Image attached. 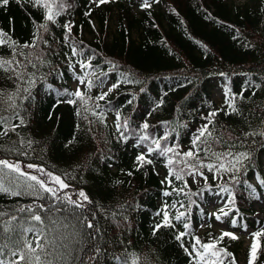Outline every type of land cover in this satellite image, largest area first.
<instances>
[{
	"label": "trees",
	"instance_id": "1",
	"mask_svg": "<svg viewBox=\"0 0 264 264\" xmlns=\"http://www.w3.org/2000/svg\"><path fill=\"white\" fill-rule=\"evenodd\" d=\"M253 1L254 5H260H233L223 0H160L145 9L141 7L143 0H110L102 4V9L92 10L88 6L89 0H67L72 7L58 19L61 25L66 20L71 21L73 28L68 41L64 40L62 27L53 28L60 42L52 41L51 44L59 55L50 54V50L43 45L36 49H23L29 54V59L37 63V68H28L29 72L36 73V85L31 89L34 99H24L27 93L23 87H28L27 84L21 87L19 81L14 83L0 72V90L9 93L20 88L15 103L25 121V125L17 129L19 135L10 132L2 142L28 152L27 156L13 154L6 158L42 164L72 186L66 191L83 189L89 195L94 202L89 208L96 210L103 233L102 239H98L108 252L104 264H117L110 258L113 254L119 256L121 261L127 260L128 264H132L134 259H138V264H192L191 258L181 247V241H177L175 236L181 231L190 233L183 238L184 246L190 251L195 237L204 243L218 237L211 227L205 233L200 232V226L207 216V201L217 194L225 198L226 204L234 195L235 204L228 206L234 213L232 219L237 220L235 227L231 224L233 230L250 228L256 232L264 228V209L256 207V203L264 200V186L259 185V179L264 178V148L260 147L264 141L259 136L244 135L264 129L261 123V118H264V83L260 88H249L244 92L247 99L237 101L236 106L243 115H225L221 112L215 118L217 134L224 141L237 143L233 152L252 151V163L247 172L239 173L240 182L233 183L231 174L223 173L222 179H214L213 173L205 169L208 181L200 188L192 187L189 177H185L189 185L187 191L194 194L189 198L179 197L186 208L177 205V208L168 209L172 215L176 214L177 209L188 213L186 220L172 221L175 228L162 227L153 233L155 225L162 220V202L171 203L177 199L175 196H163L167 186L160 183L164 178L157 173L162 170L164 177L168 174L165 158H157L154 169L153 166H146L136 170V156L141 151L135 146L138 143L136 135L141 134L139 126L144 122L155 126L148 131L160 136L170 128H176L179 135L175 142L186 151L192 134L205 122L202 116L222 106L226 111H231L226 104L218 106L213 101L214 77L219 79L226 91L231 89L233 94H239L249 78L256 83L264 78V5H261L264 0ZM136 3L142 10L140 16L132 12ZM157 5L162 10H158ZM112 9L118 11L114 29L110 26L109 18ZM33 20L41 21L42 12L31 4L23 3V0L22 4L9 0L7 6H0V29L21 44L31 42ZM80 41L83 43L80 44ZM69 44L85 49L84 57L91 54L87 51L91 49L95 53L92 63L99 65L97 72L102 69L108 73L107 81L114 83L121 80L120 73L142 81L140 84L121 83L113 98H107L111 103L106 100L88 102L91 110L104 111L106 120L103 124L91 111L84 112L82 107L80 116L76 115V108L72 105L61 103L54 107L57 91H73L68 83L74 77L64 56L65 52L71 55ZM38 55H44L50 63L40 65L35 59ZM0 56L10 57V50L0 48ZM84 57L77 56L73 60ZM107 61L118 67L113 69ZM58 72L63 75L59 76ZM220 72L228 75L220 76ZM41 76H44L43 82L39 79ZM83 91L95 97L100 88L89 90L84 87ZM253 91L255 96L252 95ZM161 99L164 103L157 107ZM129 100H132L131 104ZM96 104L100 107L97 108ZM114 110L127 117L130 129L136 132V135L126 132L129 135L127 141H123L116 130ZM11 114V110L3 112L5 116ZM85 115L94 123L88 124L83 119ZM162 121L170 122L169 126H161ZM12 123H19V120L14 119ZM183 124H187V127H181ZM89 128L91 131H88ZM237 138L245 141L242 147ZM20 139L35 141L32 145L35 151L20 145ZM253 140L256 143H252ZM215 150L227 151L222 146H215ZM129 172L133 174L129 176ZM248 183L257 189L255 194H251ZM180 184V181H174L173 186ZM223 187H227L229 192L221 191ZM167 190L171 191V188ZM17 201L21 205L33 202L30 197L0 196V209L12 212ZM157 212H161V215H157ZM112 213H115L114 217ZM259 213L263 215L261 220L256 219ZM183 222L190 227L185 229ZM211 223L209 219L208 224ZM27 235L29 239L32 238L31 233ZM3 242L0 237V245ZM259 243L256 264H264V236L260 237ZM220 246L227 247V251L235 257L236 264H249L250 253H245L243 263L239 260L242 246L238 242L223 241ZM225 264H228V260H225Z\"/></svg>",
	"mask_w": 264,
	"mask_h": 264
},
{
	"label": "snow or ice",
	"instance_id": "2",
	"mask_svg": "<svg viewBox=\"0 0 264 264\" xmlns=\"http://www.w3.org/2000/svg\"><path fill=\"white\" fill-rule=\"evenodd\" d=\"M110 2V0H92V3L97 6ZM160 0H143L142 8H151L152 3H159ZM16 3L22 4V0H16ZM23 3L31 4L32 7L42 12V20L37 22L33 20L34 31L31 42H24L21 44L18 40L12 39L9 33L0 29V48H7L10 50V57L0 56V72L6 74L7 79L20 82L21 87L27 84L28 87H23V91L27 93L24 99H34L32 97L31 89L36 85V73L29 72L28 68H37V63L29 59V54H26L23 49H36L40 45L50 50V54L59 55L52 48V41L59 43L53 32V28L62 27L64 29V40L68 41L71 38L73 24L66 20L63 25L59 23V17L67 13V10L72 5L67 3V0H23ZM9 0H0V6H7ZM70 14V13H69ZM90 14V13H87ZM178 14V13H177ZM210 17V14H209ZM208 18V17H206ZM231 27V26H230ZM83 41H80L82 44ZM199 44L200 42L197 41ZM71 48V55L65 52L69 70L72 72L74 79L78 82L73 91L64 89L57 91V100L54 107L61 103L72 105L76 108V115H81V107L84 112L91 111L92 115L104 123L106 116L104 111L96 112L88 107L90 100H106L110 93L120 87L121 83L140 84L139 79H130L125 73H120L122 79L112 83L107 91H100L95 97L89 96L82 90V86L91 90L93 87L100 88L107 82L108 73L99 68V65H94L92 61L95 59V53L91 49L87 51L90 55L84 57L85 49L79 48L76 44H69ZM201 47H205L201 44ZM84 57L74 61V57ZM40 65L48 64L50 61L45 60L44 55H38L35 58ZM112 65L113 69L118 66L107 61ZM78 66V67H77ZM90 70V71H89ZM62 76V72L57 73ZM47 75V74H45ZM220 76H227V73L220 72ZM92 77H95L93 79ZM41 82L44 76L39 77ZM191 82V81H189ZM264 83V78H261L260 83L252 81L250 78L248 83L242 88L239 94H233L231 89L225 93L224 104L231 109L226 111L222 106L218 109L210 111L207 115L201 117L202 123L196 131L192 134L190 139V146L185 151L182 146L176 143V137L179 132L176 128H170L164 135H157L154 131L149 132L150 126L148 122L140 125V133L136 135L134 130L130 129L129 119L122 117L121 112L115 111V126L120 133V138L123 141L129 139V135H136L138 143L135 145L141 151L136 156L137 171L146 166L155 167L157 158H165V167L168 169V174L160 181L162 185L167 187L163 191L164 197H177L171 203L168 201L162 202V220L156 224L153 233L159 231L162 227L175 228V221L186 220L188 213L186 211H179L175 215L169 213V208H186L183 199L179 197L189 198L190 193L188 181L185 177H192L196 181L197 177L202 178L205 182L208 181V176L205 175L206 169L209 173H213V178H223V173H229L230 179L233 183H239V173L247 172V169L252 163V151L233 152L232 149L238 145L236 142L224 141L223 137L217 134L215 125L217 123L216 117L224 112L225 115H243L240 108H238L237 101H244L247 98L244 92L249 88H260ZM51 88V86H48ZM144 91L143 88L140 89ZM20 94V88L16 91L5 93L0 90V196L8 198H24L30 197L33 202L27 205H21L17 201L16 206L12 212L7 209H0V237L4 242L0 245V264H104V258L108 254L107 248L102 247L100 237L102 239L103 233L99 221L97 220L96 210L89 208L94 202L89 198V195L83 189L73 188L71 192L66 191L72 188L71 185L65 182L61 175L48 170L42 164L24 163L21 160H10L6 158L7 155L27 156V151H21L15 146H8L2 142L3 137L8 136L10 132L17 133V129L25 125L24 118L17 110L18 105L15 103L16 98ZM166 95V93H165ZM255 96V91L252 92ZM111 103L110 101H107ZM129 104L132 100L128 101ZM164 103L163 99L159 101L157 107ZM6 105V107H5ZM99 108L100 105L96 104ZM11 110V115L5 116L3 112ZM151 115V113H149ZM16 119L19 123H12ZM51 119V113L49 114ZM88 124H93L94 121L89 120L88 116L83 117ZM261 123L264 124V118H261ZM161 126L168 127L170 122L162 121ZM79 127V125L77 126ZM186 128L187 124L181 125ZM91 131V128L88 129ZM247 136H259L264 141V129L260 131H253L244 134ZM239 140V138H237ZM35 141L23 139L19 140V144L23 145L32 151ZM245 141L239 140V146H243ZM252 143H256L255 140ZM15 144V142H13ZM215 146H222L227 151H216ZM264 148V143L260 144ZM248 163H245V162ZM133 173L129 172L131 176ZM159 175V173H157ZM174 181H180V186H173ZM245 183H247L245 181ZM259 185L264 186V178L259 179ZM170 187L171 191L167 188ZM247 187L252 190L251 194H255L257 189L253 184L248 183ZM223 192H229L227 187L221 189ZM75 197V198H73ZM195 203V201H190ZM235 204V198L229 199L225 207ZM232 211L229 208L225 211L224 208L219 210V213H214L217 220L221 217H228ZM238 211V209H236ZM22 214L18 216L17 214ZM161 215V212H157ZM10 219H4V217ZM115 216V213H112ZM15 221V223H13ZM22 221V222H21ZM231 224L235 227L237 220L232 219ZM79 225V228H77ZM185 229L190 225L183 222ZM246 227V226H243ZM72 231H67L68 229ZM31 233L32 238L28 235ZM190 235L186 232H178L175 236L177 241H181V247L191 258L192 264H236L235 257L232 253L227 251V247H221L224 239L227 237L231 240H237L239 237L231 231H221V234L212 241L204 243L199 237L194 238V243L191 244V251L183 244V238ZM253 237V243L250 246L249 264H256L258 259V252L260 250V237L264 236V228L250 234ZM111 259L115 260L117 264H128L127 260L121 261L119 256L111 255ZM231 258V259H229ZM132 264H138V259H134Z\"/></svg>",
	"mask_w": 264,
	"mask_h": 264
},
{
	"label": "rangeland",
	"instance_id": "3",
	"mask_svg": "<svg viewBox=\"0 0 264 264\" xmlns=\"http://www.w3.org/2000/svg\"><path fill=\"white\" fill-rule=\"evenodd\" d=\"M223 1L228 2L230 4H233V5L248 4L251 7H254V6L257 7L258 5H260V3H256V5H254L255 2L253 0H223ZM89 5H90V8L92 10L102 9V5L97 6L96 4L92 3V0H90ZM261 5H264V3H262ZM157 9L162 10L161 7H157ZM132 12L136 16H140L141 15V9H140L139 5L133 6ZM109 18L111 19L110 26L112 29H114L116 26L117 18H118L117 9L111 10V15ZM77 83H78L77 81L72 80L68 84L71 86V88L73 90H75ZM112 83H113L112 80H108L104 85H102L100 87V91L101 90L107 91L108 87ZM82 88H83V86H82ZM225 92H226V90L220 84L219 79L214 77L212 79V99L218 106H221L224 104V100H225L224 93ZM113 95H115V90L112 93H110L107 98L111 99V98H113L112 97ZM110 123L113 125L112 120ZM158 173H159V176L161 178H164V173L162 170H159ZM189 181H190L192 187H194V188H200L206 184V182L200 177H197L195 182L193 181L192 177H189ZM225 205H226L225 198L219 194L215 195L213 198H210L207 201V205L205 207V212L207 213V216H206V219L204 220V222L200 226V232L205 233L211 227V229L214 230L218 234V236L221 234L222 230L223 231H231V232L235 233L239 237V239L231 240V239L226 237L224 239V242L225 243L238 242V244H241L242 252H241V255L239 256V260L243 263V261L245 259V253H250V246L253 243V237L250 234L253 233L254 231L250 228H243V229L240 228L237 230H233L232 226H231L232 216H234L233 212H230L228 217L222 216L221 220H217L215 218V215H213V214L214 213L218 214L219 210L221 208H224L225 211H228L229 209H228V207H225ZM256 205H257L256 207H258L257 209H259V210L264 209V200L260 201L259 203H256ZM262 218H263L262 213H259L256 217V219H258V220H261ZM209 219L212 220L211 224H208Z\"/></svg>",
	"mask_w": 264,
	"mask_h": 264
}]
</instances>
